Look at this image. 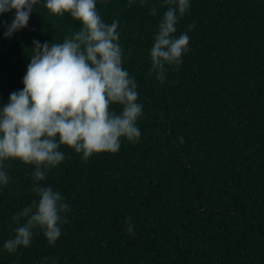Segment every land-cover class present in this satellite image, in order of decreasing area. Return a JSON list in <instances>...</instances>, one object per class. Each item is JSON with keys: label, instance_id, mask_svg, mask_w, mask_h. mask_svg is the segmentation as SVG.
<instances>
[{"label": "trees", "instance_id": "16d2710c", "mask_svg": "<svg viewBox=\"0 0 264 264\" xmlns=\"http://www.w3.org/2000/svg\"><path fill=\"white\" fill-rule=\"evenodd\" d=\"M96 7L105 23L119 21L123 67L143 105L141 137L87 161L61 145L65 160L42 183L69 205L62 234L51 245L37 229L13 253L3 247L19 226L12 217L38 197L34 165L4 161L0 264H264V0H191L175 33H187L189 50L165 66L163 83L150 49L168 5ZM14 13L3 19L11 23ZM81 27L43 2L12 37L0 24V103L24 87L34 40L62 43Z\"/></svg>", "mask_w": 264, "mask_h": 264}, {"label": "clouds", "instance_id": "9594fccd", "mask_svg": "<svg viewBox=\"0 0 264 264\" xmlns=\"http://www.w3.org/2000/svg\"><path fill=\"white\" fill-rule=\"evenodd\" d=\"M41 2L52 14L69 13L82 27L62 43L34 40L24 87L10 93L7 103H0V188L10 180L4 161L18 159L34 165L32 190L38 197L12 217L19 226L15 236L4 242L9 253L30 246L37 229L51 245L62 234L69 205L59 190L42 183L47 171L65 160L61 145L87 161L93 153L119 151L121 138L135 142L141 137L137 121L143 105L138 103L136 80L123 67L119 21L105 23L97 0H0L4 38L26 28ZM162 2L168 7L159 20L150 57L152 70L163 83L165 66L181 64L189 50L187 33H175L191 0ZM13 10L14 18L8 23L3 15ZM151 14L156 15L157 9L152 8ZM112 104L122 105V111H110ZM128 232L134 229L129 226Z\"/></svg>", "mask_w": 264, "mask_h": 264}]
</instances>
